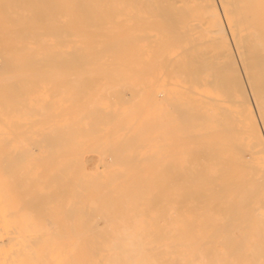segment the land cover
Returning a JSON list of instances; mask_svg holds the SVG:
<instances>
[{
	"label": "bare ground",
	"instance_id": "obj_1",
	"mask_svg": "<svg viewBox=\"0 0 264 264\" xmlns=\"http://www.w3.org/2000/svg\"><path fill=\"white\" fill-rule=\"evenodd\" d=\"M0 264H264V0H0Z\"/></svg>",
	"mask_w": 264,
	"mask_h": 264
},
{
	"label": "rangeland",
	"instance_id": "obj_2",
	"mask_svg": "<svg viewBox=\"0 0 264 264\" xmlns=\"http://www.w3.org/2000/svg\"><path fill=\"white\" fill-rule=\"evenodd\" d=\"M94 155L95 154H89V157H91V159H89L88 164L91 166H93L94 164L98 163L95 159H94ZM98 166H100L99 168H101V165L98 163ZM242 245H243V241H242Z\"/></svg>",
	"mask_w": 264,
	"mask_h": 264
}]
</instances>
